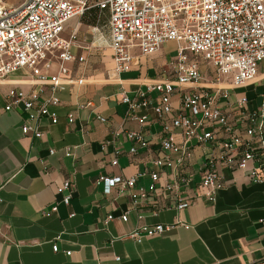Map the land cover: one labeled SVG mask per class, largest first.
<instances>
[{
    "label": "crops",
    "instance_id": "obj_1",
    "mask_svg": "<svg viewBox=\"0 0 264 264\" xmlns=\"http://www.w3.org/2000/svg\"><path fill=\"white\" fill-rule=\"evenodd\" d=\"M68 22L61 37L69 40L75 31L73 52L85 61L65 64L68 74L62 76L61 89L56 92L59 103L49 107L57 115L56 124L46 117L29 118L21 107L4 110L9 89L25 93L34 89L28 70L20 69L0 84V264H264V183L254 184L238 171H223L225 187L215 202L195 198L180 211L171 199L148 198L133 205L128 192L117 194L113 189L106 194L102 185L95 184L99 176L141 175L133 192L148 190V174L157 171L152 162L163 157L156 142L160 124L145 109L137 113L147 117L144 127L125 119L126 107L120 97L122 93L132 97L144 82L171 79L176 45L166 42L150 57H141L133 49L130 70L118 75L110 52L105 67L113 75L104 70L89 74L93 64L89 52L98 43L86 46L78 25L64 35ZM47 61L50 65L43 72L56 75L58 60L51 57ZM257 77L233 95L246 96L251 109L262 102L264 69L258 70ZM49 93L45 87L44 96ZM148 97L154 104L157 94ZM177 100L176 96L172 99L174 106ZM69 115L72 123L67 122ZM98 116L107 121L99 122ZM23 124L42 137L23 136ZM117 128L142 131L152 148L131 157L130 144L119 136L116 146L121 154L117 166H111L113 147L103 151L101 144ZM210 151L209 146L194 150V186L200 182L199 168ZM66 180L72 187L69 205L56 193ZM192 193L183 197L190 198ZM53 206L56 212L46 214ZM124 213H128L126 222L119 219ZM109 214L113 219L106 221ZM156 225L164 228L158 236L144 237L140 243L128 237L143 226Z\"/></svg>",
    "mask_w": 264,
    "mask_h": 264
},
{
    "label": "built area",
    "instance_id": "obj_2",
    "mask_svg": "<svg viewBox=\"0 0 264 264\" xmlns=\"http://www.w3.org/2000/svg\"><path fill=\"white\" fill-rule=\"evenodd\" d=\"M16 7L0 9V84L9 75L26 69L34 87L30 92L15 88L5 94V111L21 107L29 118L46 117L57 123V115L49 110L59 99L62 76L68 74L67 63H83L84 57L73 52L75 31L69 40L63 39L66 22L97 8L108 15V48L116 75L128 72L137 49L141 57L156 54L166 42L176 45V55L170 63L171 79L144 82L132 97L122 93L125 119L140 127L147 124L146 116H138L141 109L150 110L160 124L157 139L162 158L152 164L157 171L148 174L150 185L144 193L133 192L141 175L99 176L96 185L104 193L113 189L117 194L128 192L133 205L142 199H171L178 211L187 209L195 198L215 202L225 187L223 171H238L254 184L264 183V92L262 102L255 108L248 106L246 96L233 97L255 80L264 63V0H19ZM58 60V73L43 72L49 67L48 58ZM202 67L213 73L205 80ZM48 87L49 95L44 96ZM143 88V89H141ZM155 93L153 104L148 94ZM177 97V105L172 99ZM233 97V98H232ZM105 123L104 117L96 118ZM71 115L67 122L72 123ZM23 136L41 138L42 134L27 124L21 126ZM122 136L130 144L128 155L150 150L151 144L142 131L117 128L101 150L113 147L111 166H117L121 154L116 146ZM209 146L199 168L197 186L193 184L191 165L194 150ZM53 150L49 151L52 155ZM69 156V154H66ZM166 171H168L166 173ZM192 191L190 198L184 194ZM61 202L69 205L71 182L66 180L56 189ZM56 212L53 206L46 214ZM113 219L109 214L106 221ZM119 219L126 222L128 213ZM162 225L143 226L128 237L140 243L144 237L158 236ZM57 252L56 245L52 247ZM70 255V252H66Z\"/></svg>",
    "mask_w": 264,
    "mask_h": 264
},
{
    "label": "rangeland",
    "instance_id": "obj_3",
    "mask_svg": "<svg viewBox=\"0 0 264 264\" xmlns=\"http://www.w3.org/2000/svg\"><path fill=\"white\" fill-rule=\"evenodd\" d=\"M18 5H20L19 0H0V9H2L3 7H16ZM90 22L91 15H88L84 18L80 16L78 18L72 19L68 22V27L64 32V35H70L75 25H78L79 37L80 39L85 40V42L87 43L86 46L95 41L98 43V47L91 48L89 52V54L92 55L90 56L91 60H93V64L88 69L90 71L89 74H95L98 70H104L105 72H107L108 68L105 67V63L109 60L110 50L107 47L108 25L106 18L104 16H100L99 19H96V22L94 24ZM102 61L103 63L101 64ZM259 68V72H261L262 69H264V63H261ZM201 69L203 71V74L205 75V80H210L213 75L211 70L208 67H202ZM108 72H111L112 74V69Z\"/></svg>",
    "mask_w": 264,
    "mask_h": 264
},
{
    "label": "trees",
    "instance_id": "obj_4",
    "mask_svg": "<svg viewBox=\"0 0 264 264\" xmlns=\"http://www.w3.org/2000/svg\"><path fill=\"white\" fill-rule=\"evenodd\" d=\"M88 15H91V22L90 23L94 24L96 22V19H99L100 16H104L106 18L107 25H108V15L105 11L99 10L97 8H92V9L84 12L81 16L84 18Z\"/></svg>",
    "mask_w": 264,
    "mask_h": 264
},
{
    "label": "bare ground",
    "instance_id": "obj_5",
    "mask_svg": "<svg viewBox=\"0 0 264 264\" xmlns=\"http://www.w3.org/2000/svg\"><path fill=\"white\" fill-rule=\"evenodd\" d=\"M260 77H261V76H260ZM260 77H256V78L258 79V78H260ZM256 78H255V79H256Z\"/></svg>",
    "mask_w": 264,
    "mask_h": 264
}]
</instances>
